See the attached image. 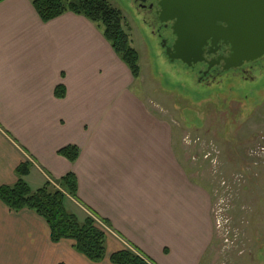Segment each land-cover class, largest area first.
<instances>
[{"label": "crops", "instance_id": "obj_1", "mask_svg": "<svg viewBox=\"0 0 264 264\" xmlns=\"http://www.w3.org/2000/svg\"><path fill=\"white\" fill-rule=\"evenodd\" d=\"M143 77L142 68L133 78L85 17L43 23L33 0H0V187L16 184L25 162L33 191L74 174L78 192L67 196V210L81 222L95 215L106 232V257L92 263L72 241L53 244L35 212L0 201V264H111L129 248L154 264H205L216 236L213 187L194 174L178 139L191 134L184 118L158 99L155 82L143 96L135 90ZM69 146L80 151L76 162L59 155ZM253 196L254 254L242 264H258L264 240V205H255L264 198Z\"/></svg>", "mask_w": 264, "mask_h": 264}, {"label": "rangeland", "instance_id": "obj_2", "mask_svg": "<svg viewBox=\"0 0 264 264\" xmlns=\"http://www.w3.org/2000/svg\"><path fill=\"white\" fill-rule=\"evenodd\" d=\"M107 1L122 12L130 28L133 46L140 56L144 77L137 83L135 90L143 96L145 89L155 82L157 88L153 89L161 96L158 99L173 108V113L179 119L184 118L182 125L187 129L184 131L191 133L183 138L179 132L178 139L191 151L189 155L194 174L209 181L213 189L227 182L217 197L216 193L215 196L213 194L215 224V206L218 200L222 201L220 195L226 199L224 206L230 204L225 190L228 189L230 196H233V207L227 211L238 232L237 248L224 253L216 224L215 243L205 264H242L241 259L248 260L254 254L255 240L253 234L251 236L249 233L253 195L255 193L264 198V174L260 172L264 165L253 158V151L264 146V62H260L246 79L244 76L227 74L206 86L183 63L168 61L162 53L159 40L150 38L124 0ZM190 139H198L202 144L195 147L189 143ZM211 141L221 150L218 169L204 158V144ZM183 153L186 161L187 157ZM255 205L260 209L264 200ZM260 218L264 222V215L261 214ZM261 247L258 264H264V240L258 242V248Z\"/></svg>", "mask_w": 264, "mask_h": 264}, {"label": "trees", "instance_id": "obj_3", "mask_svg": "<svg viewBox=\"0 0 264 264\" xmlns=\"http://www.w3.org/2000/svg\"><path fill=\"white\" fill-rule=\"evenodd\" d=\"M33 6L43 23H49L67 13L85 17L103 32L115 53L128 66L133 78L141 77L140 56L133 46L129 25L122 12L107 0H33ZM55 95L65 98L66 90L60 86ZM70 162L80 156L77 147L69 146L59 151ZM32 165L21 164L16 169L18 181L12 186L0 187V201L11 211L29 210L45 220L50 228L53 244L62 241L74 242L76 252L92 263H100L106 257V232L97 222L95 215L80 221L66 208L67 196L76 198L78 182L74 174H68L58 181V187L47 182L42 188L33 191L24 177L30 174ZM111 264H154L139 249L129 248L114 253Z\"/></svg>", "mask_w": 264, "mask_h": 264}, {"label": "water", "instance_id": "obj_4", "mask_svg": "<svg viewBox=\"0 0 264 264\" xmlns=\"http://www.w3.org/2000/svg\"><path fill=\"white\" fill-rule=\"evenodd\" d=\"M160 6L166 20L175 22L178 39L167 51L171 62L190 68L204 62L209 42L230 48L225 72L264 58V0H163Z\"/></svg>", "mask_w": 264, "mask_h": 264}, {"label": "flooded vegetation", "instance_id": "obj_5", "mask_svg": "<svg viewBox=\"0 0 264 264\" xmlns=\"http://www.w3.org/2000/svg\"><path fill=\"white\" fill-rule=\"evenodd\" d=\"M128 7L134 12L135 18L139 22L140 26L144 28L149 34L150 38L158 39L162 53L167 56L168 49H173L176 40L178 39L174 30L172 29L175 22L166 20V15L163 14L160 6L163 0H124ZM231 55L230 48L223 45L222 42L212 44L209 42L207 46L203 48L204 62L197 64L194 67H187L193 70L196 74L198 81L201 84L209 86L215 83L217 80H221L222 77L229 75L244 76L245 79L250 76V73L258 67L260 62H264V58L258 62L245 64L242 68L237 70H231L229 72L224 71L225 63L224 58H228ZM171 62V61H170ZM180 62L181 61H175ZM209 66L212 68L209 70ZM260 67H263L261 65Z\"/></svg>", "mask_w": 264, "mask_h": 264}, {"label": "built area", "instance_id": "obj_6", "mask_svg": "<svg viewBox=\"0 0 264 264\" xmlns=\"http://www.w3.org/2000/svg\"><path fill=\"white\" fill-rule=\"evenodd\" d=\"M188 138V137H186ZM187 140V139H186ZM198 139H190V144L194 145L195 147L197 145L202 144L201 141H197ZM253 158H257L256 160L260 161V163H262V165H264V146H261V148L256 149L255 151H253ZM204 158L206 160H208L212 166H214V168H219V165L221 163L220 160V156H221V151L218 148V146L214 143V142H210V143H205L204 144ZM195 160V159H193ZM227 186V182L224 181L221 184L218 185V187L214 188V196L216 193V196H218V194H220L222 187ZM228 195H229V205L226 203V206H224V201L226 202V199H224V195H220V198L222 199V201L218 200V205L215 206V219H216V224H217V231L220 234L221 237V241L223 242V250L224 253H228V252H232L234 249H236V245L238 242V232L236 229H234L233 226V222H232V217L231 214H229V209H231V207H233V203L231 204V198L233 196H230V192L228 191V189L225 190ZM219 199V198H218ZM228 210V211H227ZM230 216V217H229ZM215 224V225H216Z\"/></svg>", "mask_w": 264, "mask_h": 264}]
</instances>
